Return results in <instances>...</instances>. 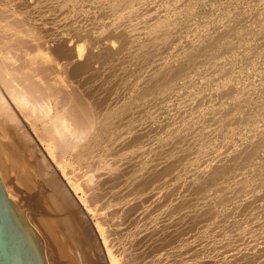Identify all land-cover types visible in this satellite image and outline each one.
<instances>
[{
    "label": "bare ground",
    "instance_id": "bare-ground-1",
    "mask_svg": "<svg viewBox=\"0 0 264 264\" xmlns=\"http://www.w3.org/2000/svg\"><path fill=\"white\" fill-rule=\"evenodd\" d=\"M194 1L0 0V127L46 145L53 187L14 136L0 141V179L19 208L44 211L33 225L49 264H87L89 237L100 264H264V239L241 240L263 222L247 226L244 201L264 187L253 169L264 42L252 50L247 39L264 34V0L243 12L208 0L215 12L192 22ZM91 5L102 24L79 15ZM161 105L178 113L159 122Z\"/></svg>",
    "mask_w": 264,
    "mask_h": 264
},
{
    "label": "rangeland",
    "instance_id": "rangeland-1",
    "mask_svg": "<svg viewBox=\"0 0 264 264\" xmlns=\"http://www.w3.org/2000/svg\"><path fill=\"white\" fill-rule=\"evenodd\" d=\"M81 1H83V0H81ZM191 1L193 2V0H191ZM196 1H197V0L194 1V3H196V5H195L196 8H195V9H192V10H194V13L192 12V13H193V14H192V13L190 12V14H189V19L192 18V22H193V18H194V21L197 20V19H200V20L203 19L202 17H204V16H203L204 13H205V14H209V15H211L212 13L215 12L214 9H212V3H211L210 1H208V0H206V1H205V0H198L197 2H196ZM202 1H203V3H202ZM225 1H226V0H225ZM248 1H249V2H248ZM222 2H224V0H222ZM246 2H247V3H246ZM82 3H83V2H82ZM84 3H85V1H84ZM150 3H151V2H150ZM198 3H200V4L198 5ZM204 3H205V4H204ZM233 3H234V8H236V7L239 6V7L242 9V10H241V9L238 8V10H239L240 12H243V10H245V11H252V10H255V8H256V7H255L254 9H249V8H247V7H249V6L246 5V4H248V3H249V4H252V3H253V1L251 2V0H247V1L243 0V2H241V0H236V1H233ZM239 3H240V4H239ZM151 4H152V3H151ZM209 4H210V5H209ZM241 4H242V6H241ZM197 5H198L199 7H198ZM202 5H203L204 9H201V8H203V7H200V6H202ZM83 6H84V5H83ZM94 6H95V5H93V6L91 5V6H90L89 11H91V12H88V9L86 10V7H84V9H85V11H86L87 14H85L84 11H80V13H79V15L81 14L82 16H83V15L86 16V17H85L86 20H87V19L90 20V22H91L90 25H91L92 23L94 24V23H95V20H96V21H99V20H100V17H101V18H102V17H103V18L105 17V19H106V15L104 14V11H102V8H99V7L95 6V7L97 8V9H96ZM243 6H245V8H247V9H245ZM250 6H251V5H250ZM93 7H94V8H93ZM150 7H155V6H154V3L152 4V6H150V4H149V8H150ZM197 7H198V10H200V11L197 10ZM208 7H209V8H208ZM253 7H254V6H252V8H253ZM98 8H99V9H98ZM206 8H207V9H206ZM243 8H244V9H243ZM150 9H151V8H150ZM209 9H210V10H209ZM202 10H203V11L205 10V11L203 12ZM207 10H209V11H207ZM231 10L234 12V11H236L237 9H231ZM92 11H93V12L95 11V12H94V14H95V18H93V20H92V17H94V14H93ZM201 11H202V14H201ZM206 11H207V12H206ZM239 11H238V12H239ZM82 12H83V13H82ZM100 12H101V13H100ZM209 12H210V13H209ZM51 13H52V12H51ZM91 13H92V14H91ZM97 13H98V14H97ZM99 13H100L101 15H100ZM196 13H197V14L199 13L198 15H201L202 17L198 16ZM247 13H248V12H247ZM103 14H104V15H103ZM81 15H80V16H81ZM91 15H92V16H91ZM195 15H196V16H195ZM82 16H81V17H82ZM84 16H83V17H84ZM88 16H91V17L88 18ZM97 16H98V17H97ZM190 16H191V17H190ZM197 16H198V17H197ZM96 17L98 18V20L96 19ZM199 17H200V18H199ZM100 21H101V20H100ZM100 21H99V23L102 24L103 21H101V22H100ZM87 23H88V21H87ZM93 24H92V25H93ZM97 25H98V23H97ZM96 27H97V26H96ZM178 32H179L178 35L181 36L180 39L182 40V34H181L182 32H181V30L178 31ZM183 34H184V33H183ZM178 35L176 36L177 38L179 37ZM72 36H73V35H72ZM253 36H256V39L259 38V40H258V39L256 40ZM258 36H259V37H258ZM263 36H264V34L261 32L260 35L257 33V34H255V35H250L249 37H247V39H248V45H249V46L251 45V46H250L251 49H252L253 47L257 46L258 43L261 44V43H262V41H261L262 39H263V42H264V37H263ZM184 37H185V36H184ZM184 37H183V38H184ZM250 37H251V39H250ZM260 37H262V38L260 39ZM178 39H179V38H178ZM249 39H250V40H249ZM253 39H254V40H253ZM253 41H254V42H253ZM255 41H256V42H255ZM259 41H260L261 43H260ZM252 42H253V43H252ZM254 43H256L257 45H255ZM253 45H254V46H253ZM262 45H263V44H262ZM262 45H261V46H262ZM261 46L259 45L258 47L260 48ZM255 48H257V47H255ZM252 50H254V49H252ZM257 50H258V48H257ZM239 60H240V59H239ZM239 60H238V58H237L236 63H235V64L237 65V68H238V65H240V61H239ZM238 61H239V63H238ZM260 62H261V63H260ZM260 62H257V66H259V67H264V63H263V61H260ZM262 63H263V64H262ZM259 64H260V65H259ZM236 65H235V66H236ZM241 65H242V64H241ZM261 65H262V66H261ZM246 68H248V67H244V70H245L246 73L251 71V70L249 71V69L246 70ZM252 75H253V76H252ZM248 76H249V79H250V80H254V79H255V78H254V76H255V73H254V72H252V73L250 72V75H249V73H248L247 77H248ZM114 77H117V76H114ZM252 77H253V78H252ZM260 86L263 87L264 85H260ZM209 88H210V87H209ZM210 89H211V88H210ZM210 89H208V91H205V93L207 94V97H208L209 99H213L214 97L211 98V97L208 96L209 94H212V93H213L212 90H210ZM209 92H210V93H209ZM211 92H212V93H211ZM261 96L264 97V89L262 90V95H261ZM215 97H216V96H215ZM216 99H217V97H216ZM183 103H184V104H187V102H186L185 100L183 101ZM177 105H178V104H174V105L172 106L173 108L171 107V110L174 109L175 111L177 110V111L179 112V111L181 110V108L179 107V105H178V107H177ZM161 106L164 107V108L162 109L163 111H165V110H168V111L163 112V113L160 114V118H162V116H163L162 119H160L159 116H158V119H159V120H158V119H157V120H158L159 122H163V119L165 118L164 116H165L167 113L171 112V113H174V114H175L174 111L169 110V108H167L166 106H164V105H161ZM227 106H231V104H230V105L227 104ZM227 106L224 105V106H223V109L226 110L225 107H227ZM263 106H264V105H263ZM177 108H178L179 110H178ZM228 108H229V107H227V110H229ZM227 110H226V111H227ZM178 112H177V113H178ZM177 113H176V114H177ZM176 114H175V115H176ZM161 120H162V121H161ZM164 122H169V121L166 120V119H164ZM164 122H163V123H164ZM3 125H6V124H5L4 122H0V126H3ZM0 128H1V130H0V131H1L0 134L3 132L2 135H3L4 137H6V136L8 135L7 138L1 137L2 135H0V141H2V142H4V141L7 142V140L10 141L11 137L14 136L13 139H11V141H15V142H17V143L21 146V148H22V150H23V153L26 155V157L29 159V161L32 162V164L30 163V164H31L30 166L33 167V170L35 169L34 172H35V176L37 175L36 178L39 179L40 183L46 185L48 189H51V188L53 187V186H52L53 183H52V180H51V178H50V176H49V174H48V172H47V169H48V167H49V166H48V163L51 161V159H49L50 157L48 156V153H47V151H46V149H47V148H46V145H45L44 143L42 144L40 141H38L37 139H35L34 136L32 135V133H31V132H28V129H26V128H24V130H25L26 132H28V135L31 137L32 141H28V140H27L25 133H23V130H17L18 128H16L15 130L12 129V131L14 130V134H15V135H18V136H15V135L13 134V132L11 131V128H10V130H7V131H6L5 127H4V128L0 127ZM5 131H6V133H5ZM9 131H10V132H9ZM10 133H11V135H10ZM8 137H9V139H8ZM16 138H17V139H16ZM235 138H236L235 140L238 139L237 137H235ZM18 139H20L21 141L18 140ZM238 141H239V140H238ZM249 141H250V140H249ZM21 142H22V143H21ZM23 142H24V143H23ZM39 142H40V143H39ZM20 143H21V144H20ZM238 143H239V142H238ZM25 145H26V146H25ZM32 154H33V155H32ZM30 159H31V160H30ZM262 159L264 160V156L261 157V161L257 162L258 164H257V163L254 164V165H256V167H254V165H253V167H254L253 169H254V171H255V176H258V177L264 176V173H263V172H264V171H263V169H264V161H263ZM35 160H36V161H35ZM34 161H35V162H34ZM262 163H263V167L261 166ZM258 166H259V167H258ZM35 167H36V168H35ZM256 168H257V169H260V170H257ZM262 168H263V169H262ZM253 169L251 170V171H252V175H253V172H254ZM261 169H262V170H261ZM256 170H257V172H256ZM258 171H259L261 174H262V173H263V174L261 175ZM261 171H262V172H261ZM256 173H257L258 175H257ZM72 176H73V175H72ZM73 177H74L75 180H76V179L78 180L79 185H80V184L82 185L83 183L86 184V185L83 184L82 186L80 185L82 188H83V187H84V188H87V185H88V184H87L86 181H83V182H82V180H81L78 176H77V177H78L79 179L76 178L75 175H74ZM261 178H262V177H261ZM263 179H264V178H263ZM77 180H76V181H77ZM79 180H80V181H79ZM1 182H2V184H3L4 188H5V190L7 191V189H6V187H5V184L3 183L2 180H1ZM80 182H82V183H80ZM263 188H264V187H263ZM263 188H260L259 191H258V193L261 192V193H260L261 195H260V194L257 195L256 192H254V193H250V192L246 193V195L248 194V196L246 197V199H247V200H251V199H253V200L249 201V202H251V203H250V206H249V203H248V201H247L246 199H245L244 202H245V203L247 202V203H246V206H248V209H249V207H250V210L253 208V209H252V210H253V213H251V214H252L253 216H255L253 220H252L253 216L251 217V221L247 224V226H249V224H250V225H253L254 223L256 224V221L258 220V219L256 220V218H260L259 220H263V222H264V217H261V215H263L264 211H263V213H262V212H261V208L258 209V208H259L258 203H261V204H262V203L264 202V196H262V194L264 193ZM84 190H85V189H84ZM84 193H85V192L80 191L79 196H81V195L84 194ZM249 193H250V194H249ZM7 194H8V193H7ZM246 195H245V196H246ZM250 195H251V196H250ZM254 195H255L254 198H255L256 200L253 198ZM256 195H257V196H256ZM263 195H264V194H263ZM55 196H56V197H55ZM57 196H58V197H57ZM259 196H260V197H259ZM261 196H262V197H261ZM59 197H60V195H59V194H55V192H54V194H53L54 201L56 200L55 198H59ZM248 197H249L250 199H249ZM251 197H252V198H251ZM244 198H245V197H244ZM262 198H263V200H262ZM12 201L14 202L13 199H12ZM259 201H260V202H259ZM68 202H69V201H68ZM244 202H243V205L245 204ZM253 202H254V203H253ZM69 203H70V202H69ZM255 203H256V204H255ZM14 204H15V202H14ZM251 204H254V206L257 205V207H256L257 209H256V208L254 209V206H252ZM263 204H264V203H263ZM263 204H262V205H263ZM262 205H261V206H262ZM15 207H16V209H17L18 211H22V210H23V211H29V210H30V209L27 208V206H24L23 208H19L18 205L15 204ZM83 207L85 208L84 204H83ZM251 207H252V208H251ZM34 210H35V209H33V215H28V221H29V222L32 221L31 224L28 222V226H29L30 228H33V229H34L33 220H35V218H36V219H40V218H42V216H43V214H44V211H42V210H39V209H38V210L36 209L35 211H34ZM254 210L257 211V212L255 211V214H254ZM262 210H263V209H262ZM248 211H249V210H248ZM101 212H102V211H101ZM259 212H260V213H259ZM98 213H100V210H99ZM261 213H262V214H261ZM100 214H101V215H100ZM100 214H99L100 216H103V215H102L103 213H100ZM258 214H261V215L257 216ZM44 215H45V214H44ZM263 216H264V215H263ZM30 218H31V219H30ZM95 218H96V217H95ZM95 218L93 219V222L95 221ZM97 219H99V218L97 217L95 222H97ZM255 220H256V221H255ZM259 220H258V221H259ZM80 221H81V220H80ZM258 221H257V222H258ZM95 222H94V223H95ZM253 222H254V223H253ZM259 222H260V221H259ZM259 222H258V223H259ZM263 222H262V224H261V223H260V224H257L258 226L254 224V225H255V228H254V226H253V227H252V226H249V228L252 229L251 235H252L254 238L250 235V232H248L250 229H248L247 234L245 235V236L248 237V239H247V237H243V238L241 239V240L243 241V243H245V244L248 243V241L250 240L248 244H246V245L243 244L244 247H249V246L254 247V246H256L257 249H259L260 244H259V245H257V244H258V243H261L262 240L264 239V237H262V236H264V223H263ZM79 223L82 224L81 222H79ZM259 225H261V226H259ZM80 226H81V225H80ZM262 227H263V228H262ZM257 228H259V229H257ZM254 229H255V230H254ZM34 230H35V229H34ZM35 231H36V230H35ZM250 231H251V230H250ZM256 231H257V232H256ZM262 232H263V233H262ZM254 233H255V234H254ZM261 233H262V234H261ZM248 234H249V235H248ZM256 234H258V235L256 236ZM260 235H261V236H260ZM250 236H251V238H250ZM259 236H260L261 238H258ZM89 238H90V237H89ZM89 238L87 239V245H86V246L84 247V249H83V252H86V250L91 246V247L89 248V250H92V251H93V253H92V251H91L92 255L90 256V258H89V256L87 255V254H91L90 251H89V253H88V251H87V254L84 253L85 256H86L85 258H86V259H87V257L89 258L88 260H86V261H87V264H94V263H95V264H100V263H101V262L99 261V260H100V255H101V253H103V252L100 253L101 250H99L98 252H97V251H94L95 248L97 247V246H96V243H95V246H94V244H93V246H92V243H89V242H91V241H92V242H95V241L92 239V237H91L90 239H89ZM249 238H250V239H249ZM243 239H245V240H243ZM251 239H252V240H251ZM256 239L259 240V242H258ZM253 240H254V241H253ZM255 240H256V242H258L257 244L255 243ZM88 241H89V242H88ZM244 241H245V242H244ZM246 241H247V242H246ZM252 241H253V242H252ZM44 243H45V242H44ZM88 244H89V246H88ZM253 244H254V246H253ZM87 246H88V248L85 249ZM243 246H242V247H243ZM44 247H45V244H44ZM93 247H94V248H93ZM98 247H99V246H98ZM98 247H97V249H99ZM91 248H93V249H91ZM260 248H262V247H260ZM95 252H96V253H95ZM94 253L97 254V256H95ZM99 253H100V255H99V257H98V254H99ZM93 254H94V257H93V259H92L91 257L93 256ZM95 257H97V260H98V258H99V260H98L99 262L96 261V258H95ZM94 258H95V259H94ZM90 259H91L92 261H91ZM46 260H47V259H46ZM89 260L91 261V263H89ZM46 262L48 263V261H46ZM93 262H94V263H93ZM48 264H49V263H48Z\"/></svg>",
    "mask_w": 264,
    "mask_h": 264
},
{
    "label": "water",
    "instance_id": "water-1",
    "mask_svg": "<svg viewBox=\"0 0 264 264\" xmlns=\"http://www.w3.org/2000/svg\"><path fill=\"white\" fill-rule=\"evenodd\" d=\"M29 211H18L0 179V264H47L41 236L28 226Z\"/></svg>",
    "mask_w": 264,
    "mask_h": 264
}]
</instances>
